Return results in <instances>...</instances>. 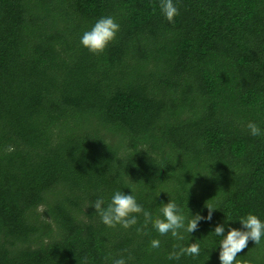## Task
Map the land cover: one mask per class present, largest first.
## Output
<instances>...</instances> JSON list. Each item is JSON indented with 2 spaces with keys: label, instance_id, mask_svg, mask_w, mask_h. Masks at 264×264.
I'll return each mask as SVG.
<instances>
[{
  "label": "trees",
  "instance_id": "16d2710c",
  "mask_svg": "<svg viewBox=\"0 0 264 264\" xmlns=\"http://www.w3.org/2000/svg\"><path fill=\"white\" fill-rule=\"evenodd\" d=\"M173 3L169 22L160 0H0V264H220L217 225L264 222V0ZM108 16L92 54L81 37ZM116 191L153 220L170 199L215 210L183 240L142 213L108 227L93 204ZM236 259L264 264V237Z\"/></svg>",
  "mask_w": 264,
  "mask_h": 264
},
{
  "label": "clouds",
  "instance_id": "9594fccd",
  "mask_svg": "<svg viewBox=\"0 0 264 264\" xmlns=\"http://www.w3.org/2000/svg\"><path fill=\"white\" fill-rule=\"evenodd\" d=\"M160 8L169 22H173L174 17L178 15V8L173 3V0H160ZM119 24L113 17H102L94 26L83 33L81 37V44L89 50L92 54H101L104 52L107 45L112 42L116 33L119 31ZM252 136L261 135L259 126L253 122L246 125ZM105 201L103 198H98L93 207L99 214L101 221L108 227H115L117 224L127 229L137 224V217L133 214L142 213L145 220V227L148 222L152 223L153 228L161 235L171 233L177 240H183L184 236L180 234V229H183L188 234L194 232L198 228V222L202 219L211 220L212 211L215 208L206 206L208 209L207 217H201L199 214L191 215L192 219H187L182 212V209L177 203L170 199L167 204H163L160 209L161 216L153 220L150 212L145 210L137 203L134 195H126L121 191H116L111 201L104 207ZM189 211V210H188ZM162 217V218H161ZM187 220V223H186ZM243 227V231L235 228H229L227 234L224 235V226L217 225L212 232L216 236L223 237L219 241V261L220 264H243L238 261L236 257L238 253L242 252L247 246L249 240L255 245L261 243L264 237V222H262L256 215L249 213L246 217L239 220ZM141 231V229H137ZM152 248H159L160 241L153 239L150 242ZM178 250H174L168 254L169 260H179L181 256H198L200 254V245L197 242L190 243L188 246H174ZM129 259L131 257L129 256ZM113 264H126L124 258L116 259Z\"/></svg>",
  "mask_w": 264,
  "mask_h": 264
}]
</instances>
